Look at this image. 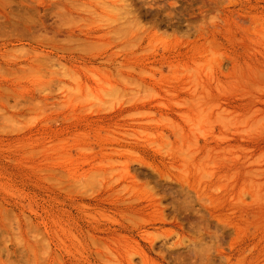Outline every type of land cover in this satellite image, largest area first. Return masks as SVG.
<instances>
[{
	"label": "rangeland",
	"instance_id": "374dc122",
	"mask_svg": "<svg viewBox=\"0 0 264 264\" xmlns=\"http://www.w3.org/2000/svg\"><path fill=\"white\" fill-rule=\"evenodd\" d=\"M0 264H264V0H0Z\"/></svg>",
	"mask_w": 264,
	"mask_h": 264
}]
</instances>
